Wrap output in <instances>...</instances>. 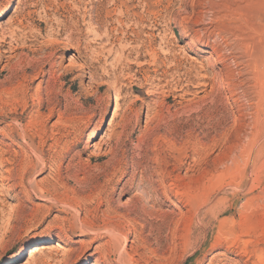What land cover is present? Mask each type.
Segmentation results:
<instances>
[{"label":"rangeland","instance_id":"1","mask_svg":"<svg viewBox=\"0 0 264 264\" xmlns=\"http://www.w3.org/2000/svg\"><path fill=\"white\" fill-rule=\"evenodd\" d=\"M0 52V264H120L78 212L134 264H264V0H0Z\"/></svg>","mask_w":264,"mask_h":264},{"label":"bare ground","instance_id":"2","mask_svg":"<svg viewBox=\"0 0 264 264\" xmlns=\"http://www.w3.org/2000/svg\"><path fill=\"white\" fill-rule=\"evenodd\" d=\"M1 42L4 43V41H1ZM22 49H24V48L23 47L21 48L19 46L10 47V49L7 52V54L8 53L14 54V53H17L18 51H20ZM5 55H6V53L0 52V63H2L3 60L5 59L6 60V65L4 66V69H6V70H9L10 69V72H11L13 70L12 69V66L13 65L11 64V61L14 58H16L17 55L9 56V57H6ZM33 69H34V66H31V67H28L27 69H24V71H26V70L32 71ZM14 78H17V77H15V75L12 73V77L10 79H14ZM10 83H11V81L9 80L8 83H7V85H9ZM15 92H16L15 89H10V90H8V93H6V94H7V96H11L12 97V96H14ZM14 122H16V121L14 120ZM20 132H21L20 136H22V134H24V137H25L24 140H27L28 139L29 142L33 145L32 139L30 140L29 137L26 136L25 133L22 130ZM36 161H37L36 163H34L31 167H29L30 168L29 171L27 170V171H25L24 174L21 175L20 181H24L25 180V177L28 176L29 178H26L27 179L26 181L29 184V188H30L31 193L32 194H38L39 197H41L42 199H46V200L50 201V203L55 208H61L66 213H70L72 211H75L76 208H77V206H81V205L70 202L69 199H68L69 198L68 197L69 194H71V193L72 194H78V193L84 194L85 192L89 191L88 190L89 189V186L91 187L90 189H93L94 190V188H92V185L89 184V183H88L87 186L84 187V189L82 191L79 190V188L77 187L76 189L74 188V190L72 189V191H67L66 190L67 191L66 194H62V195L61 194H58L59 187H58L57 182L49 183L46 189L40 188V186H38L36 183L30 181L31 180L30 178L34 174L44 171V169L46 168V161L44 160V156L42 155V153L37 157ZM116 170L117 169H115L114 172L112 174H110L112 180L115 177L118 176L117 175V171L118 170L117 171ZM81 174L83 175V173H81V172L75 173L72 180L66 179V183L69 185L70 184V181H72L75 184H77V186H78L79 183H80V181H81V179H79V176ZM90 179L92 180V183L93 182H97V180H98L97 177L96 178L95 177H92ZM111 182H113V181H111ZM90 192H92V191L90 190ZM104 193L105 192H103V194L100 193L99 196H105ZM107 197L108 196L106 195L105 196L106 200L105 201H102L100 203L101 206L99 205V207L102 208L104 205H106V209L103 212L107 213L108 215H113L114 213H116V209H114V207L112 206L111 202L107 199ZM139 202H141V201L138 198V199H136V201L134 202V204L136 205ZM142 203L143 202H141V204ZM135 205H133V206L136 207ZM194 209L195 210H194V214H193L194 215L193 216V220L195 221L197 219V217H198L197 214H198L199 211L197 210V208H194ZM16 212L17 211L14 209L13 213H16ZM78 216H80V212L76 213V215L73 216V223L70 224V227H69V230H68L69 232L77 231V232H79L81 234H90V235H94V236H97V237L99 236L100 232H102L105 236H107L109 238V243L111 245L112 254H113V256H115L117 258V261L120 264H134L133 259L126 255V250H125L124 244L122 242V241H124L125 244L127 243L126 235L124 234V232L120 231L115 226H109V225H106L103 229H95L94 226H92V225H85L83 223H80L78 221ZM148 225H150V223ZM64 233H68V232L65 231Z\"/></svg>","mask_w":264,"mask_h":264}]
</instances>
